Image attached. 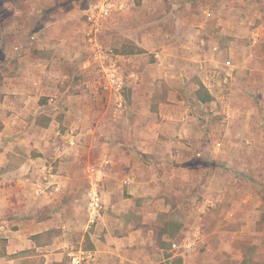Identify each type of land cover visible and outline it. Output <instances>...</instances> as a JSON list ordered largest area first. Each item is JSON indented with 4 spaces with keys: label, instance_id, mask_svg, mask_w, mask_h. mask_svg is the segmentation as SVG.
<instances>
[{
    "label": "crops",
    "instance_id": "obj_1",
    "mask_svg": "<svg viewBox=\"0 0 264 264\" xmlns=\"http://www.w3.org/2000/svg\"><path fill=\"white\" fill-rule=\"evenodd\" d=\"M251 1L141 0L148 31L139 39L129 31L133 35L142 27L137 19L136 26L130 21L132 11L121 0L98 44L79 40L77 2L65 9L49 5V23L38 30L47 35L45 44L39 43L48 48L44 76H27L30 86L14 78L15 94L9 102L0 90V139L9 133L13 137L8 144L0 143V242L9 252L43 247L49 251V264H59L67 255L72 264L75 251L69 242L51 238L59 221H68L67 229L74 223L77 193L87 181L89 189L98 187L104 207L97 222L84 226L82 241L88 239L91 246L78 251L84 253L83 264H256L247 255L264 242L259 227L264 222V187L244 182L237 188L238 204L224 202L227 188L224 180L213 181L212 151L210 157L203 152L211 159L208 166L194 149L200 134L191 114V104L216 108L215 94L227 98L222 111L233 107L230 94L237 93L240 70L235 84L226 87L231 93L224 94L213 82L218 76L212 67L238 66L245 60V48L255 45L242 35L251 28L247 22H256L251 13L261 16L264 5H249ZM156 4L158 8L145 11ZM154 29L161 36L151 38ZM149 47L157 49L154 60L146 57ZM202 61L212 66L211 73L209 83L198 84L194 67L200 70ZM108 67H115L124 83L107 91L103 84ZM127 77L136 79L128 82ZM184 78L195 80L182 86ZM249 82L254 87L257 80ZM246 89L264 94L262 89ZM239 90L244 93L243 86ZM188 93L194 101L186 98ZM86 126H104V145L111 147L101 148L98 160L103 167L93 164V181L88 177L92 165L86 170L79 166L85 159L79 138ZM74 127L80 131L71 134ZM183 138L194 145H186ZM23 142L28 148H22ZM224 152L223 158L236 156L226 148ZM39 208L49 216L39 217ZM75 232L72 227L65 234L75 237ZM42 233H51L49 243H36Z\"/></svg>",
    "mask_w": 264,
    "mask_h": 264
},
{
    "label": "rangeland",
    "instance_id": "obj_2",
    "mask_svg": "<svg viewBox=\"0 0 264 264\" xmlns=\"http://www.w3.org/2000/svg\"><path fill=\"white\" fill-rule=\"evenodd\" d=\"M97 1L98 0H0V90L6 95L4 97L2 96L6 102L13 100V97L10 98L9 96L15 94L13 93V89L16 87V85H14V78H16L15 81L22 80L23 84H29L30 80L27 76L35 79L38 76H44L45 74V71L43 72L42 70H45V65H47V61L44 58L48 57V48L45 45L39 47V43L45 44L44 40L47 38L46 33L40 31L41 27L49 23V5L54 3V5L56 4L58 6L62 5L61 8H67L69 2L73 4L77 2L75 5H79V7L81 6V12H78L77 20L80 21V24L82 25V30L78 32V37H80L79 40L82 39L83 41L84 39V41H86V13ZM254 1L256 4L251 1L249 5H255L256 7L260 6V4L264 5V0ZM124 2L125 7L132 11L128 15L130 21L135 25V19H137L138 24L142 27L140 30H134L133 35H131L132 31H129V35L140 39L141 34L148 31L145 27V17L142 15V2L141 0H124ZM158 6V4H156L155 7L151 5L148 10L145 11H152V9L158 8ZM251 14H253L252 17H256V22L249 24L247 22L246 26H250L251 28L248 27V29L246 27L242 38L245 40L251 39L252 44L255 45L245 48L242 53V57L245 60L238 66L226 64L228 68L232 67L229 68L230 71H227L228 68L223 65L211 66L214 70V74L218 76L212 81L217 84L218 91L220 92L221 90L224 94H227L228 92L231 93V90H227L226 87L227 85L229 86L231 82L232 84H235L234 77L238 70H240L238 73L239 79L236 83L238 85L237 93L230 94L231 100L234 102L233 107H231L229 112L222 111V101H227V98L225 99L222 97L223 94H215V100L217 103L214 105L217 107H213V110L211 109V106L194 108L193 104H191L193 108L191 114L199 123L197 133L200 134V136H198L200 141L198 144L199 146H194V149H197L196 151L200 153L201 161H203V163L206 162L208 166H210L211 159H205L206 156H203V152H207L208 157H210V152L212 151L214 158L211 165L215 172V175H213V181L221 182L224 180L227 188L224 193L226 194L224 202L229 201L235 205L238 204L237 197L239 192H237V188L244 182H249L251 184L256 182L264 187V94L261 95V92H250L246 89L264 90V14L262 13L263 15L261 14V16H257L256 12H252ZM119 15L121 14L116 16ZM158 16V13L155 14L154 19H157ZM63 17H66V15H63ZM162 25L163 24H161V26ZM108 26L105 29L107 35L111 32ZM152 32L153 34L151 38L161 36L158 29H154ZM36 36L38 37V40L33 39ZM106 38H108V36H106ZM136 45L138 44L133 45L130 50H135L133 47ZM105 46L111 51L113 50L107 43H105ZM149 48L152 49L153 47ZM150 49L147 50L149 53L146 57L150 60H154L156 59L157 49H152L151 52ZM84 56H86V58L88 56L90 57V51L84 50ZM211 67L204 61H202V67H200V70H197V66L194 67L196 69V75L199 77L196 79L198 84L203 82V80L209 83L208 74L211 73ZM135 68L137 67L134 65L133 69ZM16 76L21 78L18 79ZM250 78L257 80L254 87L251 86L253 84L250 82L247 83ZM133 79L135 81L136 78L132 77L128 80L127 77L128 82H131ZM182 80V86H186L192 84L191 81L193 82L195 79L191 78L189 81L188 78H184ZM243 80L246 82L242 83L241 81ZM91 81H93V79H91ZM137 81H139V79ZM242 86L244 87V93L239 90ZM200 91L202 93L201 96L206 97V88L201 87ZM190 96L191 94L188 93L186 98L194 101ZM28 99L33 101V98ZM4 113H6L5 110ZM144 113L145 112L142 114L145 115ZM6 114L9 115V113ZM212 124L214 125L213 128H211ZM222 124L224 125L222 126ZM64 128L65 130H63V133L66 132V128L68 127ZM104 129V126H99L96 130H93V127L86 126L83 130V134L80 135L78 149L82 150L85 159L79 166H84L85 170L88 166H93V164L103 167L102 165H99L98 160L100 150L105 147L111 148L109 145H104ZM76 131L78 132L80 130H78L77 127H74V130L70 131V133L75 134L77 133ZM10 135V133L3 135L2 137L4 138L2 140L0 139V143L4 142L5 144H8L7 142L13 140V137ZM183 140L187 141L186 145H194L190 143L188 138H183ZM23 143L22 148H28L27 142ZM219 143H222V145L218 146ZM126 144H129V142H126ZM123 146L125 145L123 144ZM225 148L231 155L236 156L230 159L221 157V155L225 153ZM88 191L89 184L86 181V188L81 187L77 193L80 194V205L78 210L75 211V214H73V217L75 218L74 223L72 224L70 222L71 224H67L70 225L69 229L64 226V224L69 222L64 220V222H58L59 225L55 228V234L54 231L52 232L54 234L51 238L53 239V242L58 243V239H62L63 242L68 241L70 251L78 252L80 250H88L91 246L88 239L82 241L81 238V235L84 233L85 224L92 225L89 221ZM214 197L216 198L217 195H214ZM212 207H214V205L211 206V208ZM59 212L62 214L64 211L63 209H59ZM37 213L39 217L49 216V211H41L40 208ZM232 225L229 227L231 228ZM72 227L77 231L75 232V237H71V235L67 236V234H65ZM259 227L261 230H264V222L260 223ZM232 228L238 227L235 225ZM78 234L79 236H76ZM50 235L51 233L40 234L36 243L42 244L46 241L49 243V239L52 236ZM1 240L3 239L0 238V241ZM261 243V248H258V251L257 249H254L256 251H250L247 255L250 260L255 259L256 264H264V242ZM173 246L175 247V245ZM196 246L197 244L195 247ZM201 250L202 248L199 247L197 250L198 253H200L199 251ZM48 252L49 251L45 250L43 247L27 248L22 252L16 253L9 252V250L5 248V244L0 242V264H49V255L46 256ZM253 252H256L257 254H253ZM236 258L237 257L234 259L236 260ZM59 264H70L69 256L67 255L64 261Z\"/></svg>",
    "mask_w": 264,
    "mask_h": 264
},
{
    "label": "built area",
    "instance_id": "obj_3",
    "mask_svg": "<svg viewBox=\"0 0 264 264\" xmlns=\"http://www.w3.org/2000/svg\"><path fill=\"white\" fill-rule=\"evenodd\" d=\"M121 6V0H98L90 7L89 11L86 13L88 42L98 44V35L104 30V27L112 14L118 11ZM106 64L108 65L107 62ZM107 65H105V67ZM105 79L106 80L103 84V87L107 91L114 86L120 87L124 83V79L121 77V75H119L115 67H108V71H105ZM95 173L96 167L90 166L88 168V177L92 181L94 180ZM103 207L104 203L101 199L100 191L96 185H92L88 191V211L90 223H95L98 221ZM83 261V252H74L71 254L72 264H83Z\"/></svg>",
    "mask_w": 264,
    "mask_h": 264
}]
</instances>
